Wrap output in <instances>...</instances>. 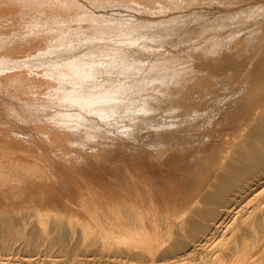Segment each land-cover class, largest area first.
Listing matches in <instances>:
<instances>
[{
    "label": "bare ground",
    "instance_id": "bare-ground-1",
    "mask_svg": "<svg viewBox=\"0 0 264 264\" xmlns=\"http://www.w3.org/2000/svg\"><path fill=\"white\" fill-rule=\"evenodd\" d=\"M264 264V0H0V264Z\"/></svg>",
    "mask_w": 264,
    "mask_h": 264
},
{
    "label": "rangeland",
    "instance_id": "rangeland-1",
    "mask_svg": "<svg viewBox=\"0 0 264 264\" xmlns=\"http://www.w3.org/2000/svg\"><path fill=\"white\" fill-rule=\"evenodd\" d=\"M54 255H57V259H59L60 261L55 262V263H45V264H67V260L64 256H62L60 253H52ZM92 264H108L106 261L103 260H96L91 262Z\"/></svg>",
    "mask_w": 264,
    "mask_h": 264
}]
</instances>
